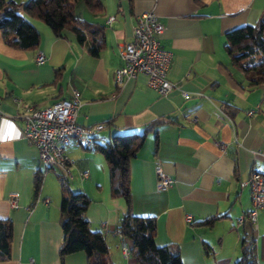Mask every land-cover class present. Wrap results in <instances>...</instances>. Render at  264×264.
I'll return each instance as SVG.
<instances>
[{
  "label": "crops",
  "instance_id": "1",
  "mask_svg": "<svg viewBox=\"0 0 264 264\" xmlns=\"http://www.w3.org/2000/svg\"><path fill=\"white\" fill-rule=\"evenodd\" d=\"M102 1V14L86 8L80 16L105 27L106 47L98 58L73 34L56 37L46 24L27 16L41 33L36 50L11 48L0 32V218L13 221L11 258L0 264H87L84 252L60 257L59 171L45 173L37 191L39 152L23 137L25 115L69 98L74 90L81 93L78 122L102 126L94 133L100 142L142 133L155 120L171 121L159 128L157 149L149 133L130 163L131 211L156 219L158 246L178 245L183 264H234L245 240L255 264H264V208L257 212L255 229L248 223L239 227L237 218L251 208L249 175H264V85L247 88L224 51V33L256 23L264 0ZM146 12L164 26L159 39L173 55L168 79L178 89L166 96L151 88L144 74L122 84L115 79L122 66L120 48L132 40ZM111 16L115 21L107 24ZM40 52L45 56L41 64L36 62ZM65 151L72 161L66 182L90 198L85 217L93 229L106 232L110 260L137 264L121 251L116 230L128 206L111 195L104 156L74 140ZM157 164L174 179L166 190L157 186ZM12 196L17 208L9 203ZM217 216L211 227L198 225Z\"/></svg>",
  "mask_w": 264,
  "mask_h": 264
},
{
  "label": "trees",
  "instance_id": "2",
  "mask_svg": "<svg viewBox=\"0 0 264 264\" xmlns=\"http://www.w3.org/2000/svg\"><path fill=\"white\" fill-rule=\"evenodd\" d=\"M201 4V0H194ZM131 4L133 0H130ZM81 3L91 13L100 15L105 6L102 0H27L16 2L0 0V32L4 43L16 50H36L41 42V33L25 17L46 24L56 37L67 33L75 36L87 52L98 58L106 47L105 27L91 23L76 12ZM224 51L229 65L241 73L249 89L264 85V10L256 23L231 29L224 33ZM58 72V70H56ZM230 109V106L225 105ZM170 120H155L142 133L118 134L103 142L94 136L92 149L102 154L109 166L111 195L125 200L128 210L117 226L116 232L132 242L131 255L137 264H183L181 251L174 243L158 246L155 242L157 222L154 217L135 216L131 211L130 163L143 147L149 133H154L155 147L159 143V128ZM61 228L63 240L59 248L61 258L76 252L87 255V264H113L110 260L107 234L95 230L85 217L90 198L83 191L72 190L61 180ZM264 176V175H263ZM44 173L41 169L35 178L39 191ZM220 217H210L198 225L211 227ZM13 221L0 218V260L11 258ZM234 264H255L250 243L242 241L240 257Z\"/></svg>",
  "mask_w": 264,
  "mask_h": 264
},
{
  "label": "built area",
  "instance_id": "3",
  "mask_svg": "<svg viewBox=\"0 0 264 264\" xmlns=\"http://www.w3.org/2000/svg\"><path fill=\"white\" fill-rule=\"evenodd\" d=\"M114 21L115 17L111 16L107 24H112ZM163 31L164 26L153 12L143 13L138 18L132 40L124 44L119 51L122 66L115 71V79L118 83L122 84L126 79H134L138 74H144L148 78V85L162 96L178 89V85L168 79L173 55L161 45L159 36ZM44 60L45 56L42 52L37 54V63L41 64ZM184 96L187 99L191 97L189 93H184ZM80 107L81 93L74 90L69 98L25 115L23 137L28 144L38 149L41 170L44 174L57 169L61 180L67 181L70 177L69 166L72 161L66 154L65 148L73 141L72 132L87 135L88 142H92L93 145L95 129L99 130L102 126L93 128L81 125L78 122ZM252 113L253 111H249L248 115ZM78 145L84 147V144ZM156 174L157 186L160 190H166L173 185L174 179L165 173L160 164L156 166ZM249 188L251 208L237 218L239 227L248 223L255 229L257 212L264 208V182L255 179V183ZM9 203L12 208H17V197L12 196ZM117 233L121 237V251L125 257H129L132 252V242L120 232ZM31 264L36 263L31 260Z\"/></svg>",
  "mask_w": 264,
  "mask_h": 264
},
{
  "label": "bare ground",
  "instance_id": "4",
  "mask_svg": "<svg viewBox=\"0 0 264 264\" xmlns=\"http://www.w3.org/2000/svg\"><path fill=\"white\" fill-rule=\"evenodd\" d=\"M111 17L108 19L110 21ZM41 53V52H40ZM39 54V53H38ZM72 140L77 144H84V147L89 148L92 146V142H88V136L82 135L80 132H72ZM255 179L258 182H264V176L260 173H251L246 181L248 186H253Z\"/></svg>",
  "mask_w": 264,
  "mask_h": 264
},
{
  "label": "rangeland",
  "instance_id": "5",
  "mask_svg": "<svg viewBox=\"0 0 264 264\" xmlns=\"http://www.w3.org/2000/svg\"><path fill=\"white\" fill-rule=\"evenodd\" d=\"M82 9L85 10L86 8L84 7L83 4L79 3L78 6H77V8H76V12H77L78 16H81V17L84 16V15L82 14ZM85 15H86V14H85ZM50 175H52V174L50 173Z\"/></svg>",
  "mask_w": 264,
  "mask_h": 264
}]
</instances>
